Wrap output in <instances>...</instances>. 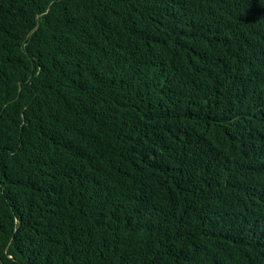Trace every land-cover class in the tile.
Instances as JSON below:
<instances>
[{"label":"trees","instance_id":"trees-1","mask_svg":"<svg viewBox=\"0 0 264 264\" xmlns=\"http://www.w3.org/2000/svg\"><path fill=\"white\" fill-rule=\"evenodd\" d=\"M0 264H264V0H0Z\"/></svg>","mask_w":264,"mask_h":264}]
</instances>
